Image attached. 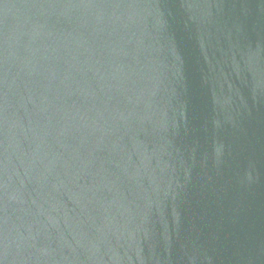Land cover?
<instances>
[{"label":"water","instance_id":"1","mask_svg":"<svg viewBox=\"0 0 264 264\" xmlns=\"http://www.w3.org/2000/svg\"><path fill=\"white\" fill-rule=\"evenodd\" d=\"M0 264H264V0H0Z\"/></svg>","mask_w":264,"mask_h":264}]
</instances>
